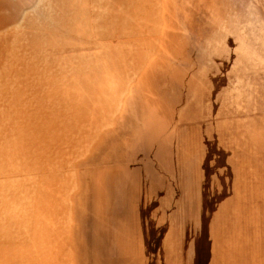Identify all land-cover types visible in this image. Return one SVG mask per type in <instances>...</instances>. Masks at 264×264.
Returning <instances> with one entry per match:
<instances>
[{"label": "rangeland", "instance_id": "obj_1", "mask_svg": "<svg viewBox=\"0 0 264 264\" xmlns=\"http://www.w3.org/2000/svg\"><path fill=\"white\" fill-rule=\"evenodd\" d=\"M129 2L131 19L126 18L127 1L121 0L117 14L107 16L111 15L110 25L97 16L96 25L92 21L91 31L101 40L123 37L117 33L129 36L118 39L115 45L112 41L110 45L99 43L103 48L97 49V42L82 40L89 32L86 24L90 16L82 19L84 12L79 9L67 12L66 0H0V203H4V196L8 201L0 205V234H12L14 240L22 242L47 240L50 209H54L50 193L57 196L62 191V214L66 203L82 188L77 183L82 176L78 168L82 170L95 160L101 162V155L94 160L101 151L94 152L100 132L110 124L109 115L104 113L113 109L108 104L102 109L101 104L122 94L117 86L135 83L133 87H137L138 71L151 64L159 66L151 69L153 119L160 117L159 110L161 117L173 115L175 105H182L184 122L230 118L229 160L250 163L251 167L257 161L263 164V194L256 196L261 201L231 203L232 209L243 211L237 230L232 227L227 237L228 231L221 228L215 249L209 250L211 260H207L209 264H264V0ZM88 12L92 8L85 10ZM102 13L106 16L107 10ZM159 19L164 31H159ZM158 32L162 34H152ZM140 44L143 61L137 51ZM95 98L83 113L82 99ZM107 145L106 149L110 148L109 140ZM147 147L149 163L156 169L151 178L171 171L166 164L177 162L174 149L157 138L148 140ZM214 156L213 166L222 169L227 155ZM198 159L195 164L201 165L207 176L208 154L203 152ZM14 165V176L5 174ZM218 172L221 176L224 173ZM13 183L16 194L12 197L5 188L10 189ZM214 204L224 217L225 203ZM88 214L84 209L79 215ZM32 230H38V235ZM206 241V235L203 239L200 235L199 246L204 247ZM25 246L31 247L28 243ZM204 249L200 248L199 264L206 259ZM146 262L170 263L164 251Z\"/></svg>", "mask_w": 264, "mask_h": 264}, {"label": "crops", "instance_id": "obj_2", "mask_svg": "<svg viewBox=\"0 0 264 264\" xmlns=\"http://www.w3.org/2000/svg\"><path fill=\"white\" fill-rule=\"evenodd\" d=\"M120 1L66 0L65 8L67 12L72 9L83 11L82 19L90 16V23L86 26H89L91 34L88 35V32L82 40L85 43L97 42L96 48L101 49L103 47L99 43L110 45L112 41L111 45H115L118 39L129 37L117 33L123 37L101 40L102 37L91 31L92 21L96 25V16L111 24L110 17L114 12L117 14ZM126 1L128 18L129 9H132V2L129 1L132 0ZM91 8L92 12L85 13ZM105 10L106 16L102 13ZM153 21L155 23L156 18ZM158 22L159 31H164L165 28L161 29L163 21L159 19ZM82 23L83 20L80 25ZM87 45H81L78 52ZM141 46L138 45L137 51L143 61L144 49ZM148 65L138 71L137 87H133L135 83L123 88L117 86L118 90H123L122 94L111 100L107 99V95L104 97L103 100H107L101 104L102 109L106 104L113 109L110 114L104 113L109 115L110 124L100 132L94 152L101 151L94 158L101 155V162L100 159L95 160L82 170L78 168L82 176L77 183L82 188L66 203L67 210L62 214L60 206L64 202L59 198H62V191L57 196L54 191L50 193V203L52 201L54 206L53 212L50 209V236L45 241L32 238L30 242H22L14 240L12 234H0L3 237L0 239V264H149L146 260H155L163 251L169 264H199L200 248H205L203 254L206 257L200 264H209V250L215 249L219 239L216 234L223 228L228 231L229 237L232 227L237 230V219L243 211L232 209L231 203L261 201L263 164L257 161L251 167L250 163L243 165V162L232 163L229 160L232 143L230 118L200 122L190 119L184 122L182 105L173 107V115L161 117L159 110L160 117L152 118L156 113L152 109L155 100L152 97L151 69L157 66ZM82 101L84 113L90 103L96 102V98ZM176 116L175 123H168ZM154 120L157 123H152ZM109 127L111 133L107 134ZM156 138L161 142L164 140L170 149H174L177 162L166 164L171 170L166 175L159 173V177L151 178V171L156 169L149 163L147 146L148 140ZM108 140L111 145L106 149ZM107 150L110 154L106 153ZM203 152L208 154L207 176L203 167L195 164ZM216 153L227 155L228 160H223L222 169L213 166ZM219 170L224 171L222 176ZM249 174L251 178H248ZM37 190L39 192V188ZM257 194L260 195L258 198ZM35 199L38 201V197ZM216 202L225 203L224 217L222 211L216 209ZM14 209L13 205L12 211ZM84 209L90 213L87 217L79 215ZM200 218L207 220L203 222ZM33 231L38 235V230H32V234ZM200 235L202 239L206 235L207 244L204 247L199 246ZM26 243L31 247L27 248ZM228 248L231 247L228 245Z\"/></svg>", "mask_w": 264, "mask_h": 264}, {"label": "bare ground", "instance_id": "obj_3", "mask_svg": "<svg viewBox=\"0 0 264 264\" xmlns=\"http://www.w3.org/2000/svg\"><path fill=\"white\" fill-rule=\"evenodd\" d=\"M9 120V119H8ZM8 125V124H7ZM8 127V126H7ZM21 128V127H20ZM19 128V129H20ZM9 129V128H8ZM13 130H15V129H13ZM8 131H10V130H8ZM15 132V131H14ZM16 132H18V131H16ZM13 134H15V133H13ZM3 147V146H2ZM28 150V149H27ZM11 160H15L16 158H15V156H14V158H10ZM1 161V160H0ZM10 161V160H9ZM35 163V162H34ZM3 164H4V162H3ZM14 164V162H11L10 163V165H13ZM29 164H31V163H29ZM2 165V164H1ZM5 166V165H4ZM3 166V167H4ZM28 168H30V166H27ZM31 167H33V166H31ZM0 169H2V166H1V168ZM15 169H17L16 168V165H14L13 166V169H5L6 170V172H5V174H8L10 177H13L14 176V174L16 173L15 172ZM18 169H21V168H18ZM20 171H22V170H20ZM21 173V172H20ZM18 177V176H17ZM17 179V178H16ZM6 184V183H5ZM16 184L15 183H13V185H12V187L10 188V189H6L5 188V191H8L11 195H12V197L16 194ZM0 199H1V196H0ZM3 202L4 203H0V205L1 204H5V202H8L7 200H6V198H5V196L3 197ZM13 205H15V202L13 201ZM6 207H9L10 206V203H9V205H5ZM4 209H7V208H5L4 207Z\"/></svg>", "mask_w": 264, "mask_h": 264}]
</instances>
